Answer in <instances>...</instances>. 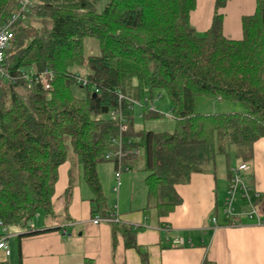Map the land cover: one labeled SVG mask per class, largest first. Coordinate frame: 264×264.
Listing matches in <instances>:
<instances>
[{"label":"trees","instance_id":"1","mask_svg":"<svg viewBox=\"0 0 264 264\" xmlns=\"http://www.w3.org/2000/svg\"><path fill=\"white\" fill-rule=\"evenodd\" d=\"M228 1L215 0L212 25L200 34L191 23L197 0H32L0 74L2 225L38 232L30 222L40 210L53 212L59 167L70 151L95 194L92 214L107 215L98 165L121 133L131 137L124 163L138 161L137 150L144 149L148 207L161 216L181 203L179 184L194 173H216L218 155L226 157L230 179L233 157L251 161L264 136V0L243 17L241 39L223 32L220 10ZM19 2L0 0V26ZM87 37L98 41L99 51L86 56ZM48 69L54 73L51 89L29 74ZM76 73L88 84L79 83ZM155 90L170 98L174 130L137 129L135 113L126 114L128 130H122L110 117L122 93L143 104L140 117L159 118L144 100L152 101ZM198 96L239 102L244 110L198 112ZM113 224L116 232L124 226ZM4 233L0 226V238ZM127 246L137 247L134 236H127ZM84 264L94 263L87 258ZM203 264L216 263L206 258Z\"/></svg>","mask_w":264,"mask_h":264},{"label":"crops","instance_id":"2","mask_svg":"<svg viewBox=\"0 0 264 264\" xmlns=\"http://www.w3.org/2000/svg\"><path fill=\"white\" fill-rule=\"evenodd\" d=\"M256 6L257 0H229L220 10L225 36L241 39L242 19L253 14ZM214 15L215 0H197L191 23L202 34L211 27ZM247 163L249 168L243 176L264 221V136L254 144V156ZM224 179L217 173H194L189 182L177 186L181 203L166 216L148 207V197L146 207L136 211L131 207L121 211L118 205L120 224L124 226L116 232L113 223L92 221L95 194L89 200L83 196L78 168L64 162L59 167L53 212L42 222L30 225L38 232L26 234L28 228L13 232L18 253L15 248L11 250L9 234L11 252L6 255L0 249V262L84 264L88 258L94 264H144L146 254L147 264H203L206 258L216 264H264V224L245 215L236 218L241 221L238 225L229 224L224 214L228 172ZM237 204L238 209L247 206L241 198ZM74 231L79 232L78 237ZM128 235L134 236L137 247L127 246ZM179 238L184 243H178Z\"/></svg>","mask_w":264,"mask_h":264},{"label":"rangeland","instance_id":"3","mask_svg":"<svg viewBox=\"0 0 264 264\" xmlns=\"http://www.w3.org/2000/svg\"><path fill=\"white\" fill-rule=\"evenodd\" d=\"M27 20V19H25ZM24 20V21H25ZM28 22V20L26 21ZM35 25L41 26L42 23L38 20L34 22ZM99 51L98 41L92 37H87L84 40V53L85 55L95 54ZM150 95V94H146ZM151 104L153 108L161 114L159 118L144 119L140 117L137 109H126V114L135 113V127L137 129L145 128L146 130H152L156 132L162 131H172L176 126V120L172 118V105L168 94L164 90H155L154 99H152ZM196 108L198 112H234L243 111L244 107L239 102H229L221 101L217 99L206 98L204 96H198L196 98ZM128 130V129H126ZM131 138V137H130ZM129 137L125 140L130 139ZM136 137H132V141H135ZM143 147H140V159L131 164L124 163V171L121 176L122 186L119 193L115 191L118 180L116 179V165L115 160H108L99 163L98 174L102 182L103 191L107 197L109 209L115 205H120V210L127 209L130 207L133 211L140 209L141 207H146L147 197H148V187L146 185L145 179L147 172L143 168ZM233 166L238 165V161L235 157L232 159ZM71 164L73 169L79 171V182L78 185L82 188V193L88 200L94 197V193L84 178L83 166L78 165L76 162L75 155L70 151L68 158L66 160V166ZM129 167V170H126ZM227 161L226 157L222 154L217 156L216 173L219 179L225 180L227 174ZM149 210L150 209H146ZM40 218V220H38ZM46 219V213L44 210H40L35 218L30 222V225H34L37 221H43ZM15 230H24L23 227L19 226H9L8 232L12 238V249H16L18 253V247L15 242L17 238L12 235ZM75 232V237H78L79 232Z\"/></svg>","mask_w":264,"mask_h":264},{"label":"built area","instance_id":"4","mask_svg":"<svg viewBox=\"0 0 264 264\" xmlns=\"http://www.w3.org/2000/svg\"><path fill=\"white\" fill-rule=\"evenodd\" d=\"M32 0H20L19 7L17 10L12 12L7 18L4 20L2 25L0 26V74L3 75L5 73V61L7 58V51L12 46V42L15 38V31L18 22L20 19L25 18V13L29 10V5H31ZM31 78H34L37 83H41L46 89L52 88V79L54 78V73L51 70H44L40 73H29ZM29 74H25L26 77H29ZM76 78L79 83L82 85L88 84V80L84 77V75L76 73ZM98 91V89L96 90ZM146 103L150 104L151 109L153 105L151 104V100L147 97L144 99ZM122 101H125L127 107L123 106ZM120 105L117 109H113L110 113V117L113 120H119L120 126L122 130L127 129V119H126V109L133 110L135 107H142V103L140 101H136L132 98L127 97L126 95L120 93ZM126 137L122 135V133L112 138V143L115 144V149H110L106 152L105 158L108 160H115L117 163L116 167V179L118 180L117 185L115 187V191L119 192L122 182L121 176L124 171V145L127 142H130L131 139L125 140ZM139 150H137V154H139ZM249 164L247 162L238 163V165L232 166V176L229 182V187L227 190V194L224 200V214L225 217L229 220L230 225H238L241 221H238L236 218L240 217V215H245L247 217L253 218L255 217L259 224H264L262 220L260 211L256 207L254 202V197L250 190V187L246 183L244 179V172L248 170ZM126 170H129V167H126ZM238 198L246 201L247 206L238 209ZM118 205H115L112 210L107 215H96L92 218V221L95 224L99 223H113V222H121L120 215L118 214ZM214 222H217V217H214ZM0 226H2L4 235L0 238V249H2L6 255H9L11 250L9 246V232L8 228L2 225L0 222ZM178 243H184L182 238L177 239Z\"/></svg>","mask_w":264,"mask_h":264}]
</instances>
